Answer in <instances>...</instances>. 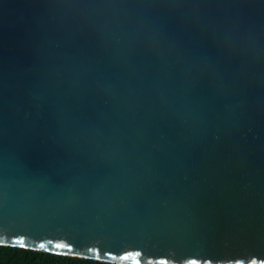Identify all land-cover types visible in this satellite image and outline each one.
Masks as SVG:
<instances>
[{
	"label": "water",
	"instance_id": "water-1",
	"mask_svg": "<svg viewBox=\"0 0 264 264\" xmlns=\"http://www.w3.org/2000/svg\"><path fill=\"white\" fill-rule=\"evenodd\" d=\"M18 239L264 264V0H0V243Z\"/></svg>",
	"mask_w": 264,
	"mask_h": 264
},
{
	"label": "trees",
	"instance_id": "trees-1",
	"mask_svg": "<svg viewBox=\"0 0 264 264\" xmlns=\"http://www.w3.org/2000/svg\"><path fill=\"white\" fill-rule=\"evenodd\" d=\"M0 264H111L41 251H21L18 247L0 248Z\"/></svg>",
	"mask_w": 264,
	"mask_h": 264
},
{
	"label": "snow or ice",
	"instance_id": "snow-or-ice-1",
	"mask_svg": "<svg viewBox=\"0 0 264 264\" xmlns=\"http://www.w3.org/2000/svg\"><path fill=\"white\" fill-rule=\"evenodd\" d=\"M7 247H13V248H17V247H18L21 251H25V252H28V251H35L34 248H30V247L28 246L26 240H24V239H18V240H16V241H14L11 245H9V244H5V243H0V248H7ZM38 247H39V249L42 250V251L46 249V245L43 244V243H40ZM55 247H56L57 249H65L67 246H66L65 244H56ZM48 254H49V255H53L54 253H51V252L49 251ZM135 255H136V256H139L140 253L137 252V253H135ZM124 258L127 259L128 257L125 256ZM190 264H197V262H196V260H192V261L190 262Z\"/></svg>",
	"mask_w": 264,
	"mask_h": 264
}]
</instances>
